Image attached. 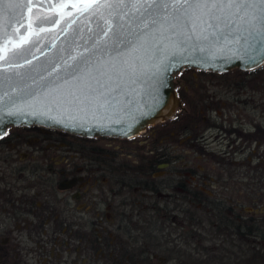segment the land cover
Here are the masks:
<instances>
[{"label": "flooded vegetation", "instance_id": "flooded-vegetation-1", "mask_svg": "<svg viewBox=\"0 0 264 264\" xmlns=\"http://www.w3.org/2000/svg\"><path fill=\"white\" fill-rule=\"evenodd\" d=\"M174 83L130 138L7 127L0 264H264V63Z\"/></svg>", "mask_w": 264, "mask_h": 264}, {"label": "water", "instance_id": "water-1", "mask_svg": "<svg viewBox=\"0 0 264 264\" xmlns=\"http://www.w3.org/2000/svg\"><path fill=\"white\" fill-rule=\"evenodd\" d=\"M191 2L0 0V136L42 125L130 138L181 106L182 69L264 63V13Z\"/></svg>", "mask_w": 264, "mask_h": 264}, {"label": "snow or ice", "instance_id": "snow-or-ice-1", "mask_svg": "<svg viewBox=\"0 0 264 264\" xmlns=\"http://www.w3.org/2000/svg\"><path fill=\"white\" fill-rule=\"evenodd\" d=\"M218 7L223 8H235L237 10L242 9L245 14L251 15L252 19H255L258 13H264V0H228L226 3L212 4L208 0H192L191 3H188V8L196 11L201 7L211 8ZM183 4L181 8H183ZM187 11V9H184Z\"/></svg>", "mask_w": 264, "mask_h": 264}, {"label": "rangeland", "instance_id": "rangeland-1", "mask_svg": "<svg viewBox=\"0 0 264 264\" xmlns=\"http://www.w3.org/2000/svg\"><path fill=\"white\" fill-rule=\"evenodd\" d=\"M3 150H5V149L3 148ZM1 156L3 157V155H0V170H2L3 172L6 173V172H8L9 169H6L5 163L1 161V159H2Z\"/></svg>", "mask_w": 264, "mask_h": 264}]
</instances>
